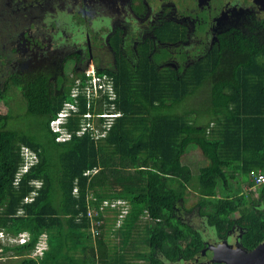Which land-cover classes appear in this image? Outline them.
Instances as JSON below:
<instances>
[{
    "label": "trees",
    "instance_id": "1",
    "mask_svg": "<svg viewBox=\"0 0 264 264\" xmlns=\"http://www.w3.org/2000/svg\"><path fill=\"white\" fill-rule=\"evenodd\" d=\"M237 36L225 40L222 47L242 60L225 64L220 54L224 50H216L209 61L192 66L182 79L155 70L147 58L151 50H146L135 69L121 64L115 83L116 105L123 116L102 143H95L90 135L57 143L50 130L49 120L69 99L73 78L57 94L52 88L49 92L52 82L41 77L24 86L15 81L28 114L45 117L51 136L38 141L8 129L11 115L0 112V231L31 234L24 245H4L3 255L13 253L16 264H128L123 255L112 257L106 239L111 231L107 225L110 212L100 210L104 201L124 199L130 212L114 232L125 236V244L141 216L147 214L151 220L146 235L150 251L137 258L161 264L154 253L171 260L180 253L192 257L201 246V237L177 216V206L184 205L192 193L194 176L182 162L191 145L199 147L210 162L195 177L197 209L219 235L239 225L246 229L244 246L257 247L264 240V213L254 209L251 195L225 192L224 187L235 178L229 174L232 171L245 177L254 170L264 174V45ZM203 89L209 95L195 118L187 109L175 113L177 104ZM21 145L37 151L39 162L15 186L23 162ZM94 169L97 173L85 174ZM33 181H41L42 187L37 189ZM33 191L38 193L35 199L24 203ZM260 192L264 193V185ZM91 207L92 218L88 215ZM20 209L24 214H18ZM109 219L116 225L114 218ZM43 233L49 236V249L43 258H32ZM79 249L80 257L69 254Z\"/></svg>",
    "mask_w": 264,
    "mask_h": 264
},
{
    "label": "flooded vegetation",
    "instance_id": "2",
    "mask_svg": "<svg viewBox=\"0 0 264 264\" xmlns=\"http://www.w3.org/2000/svg\"><path fill=\"white\" fill-rule=\"evenodd\" d=\"M237 35L264 45V0H0V97L22 91L15 81L24 86L37 77L52 82L49 92L57 94L90 64L118 77L121 64L140 66L146 50L155 70L182 79L216 50H224L225 64L242 60L222 47ZM179 210L201 246L192 257L180 253L173 260L154 253L161 264H225L211 252L226 241L253 250L244 246L243 227L212 237L199 209Z\"/></svg>",
    "mask_w": 264,
    "mask_h": 264
},
{
    "label": "built area",
    "instance_id": "3",
    "mask_svg": "<svg viewBox=\"0 0 264 264\" xmlns=\"http://www.w3.org/2000/svg\"><path fill=\"white\" fill-rule=\"evenodd\" d=\"M82 75L74 76L69 99L65 100L60 111L54 115L50 122L49 127L51 132L55 135L57 143H66L74 139V137H83L90 135L95 141L105 138L115 120L122 114L117 109L116 100L118 94L115 88L114 76L107 72L99 71L94 65H89L81 71ZM85 104L86 112L82 111V105ZM99 104L104 111L102 113H95V107ZM71 119H79L78 128L71 130L69 124ZM21 157L23 159L19 170L16 173L14 184L18 185L22 178L39 162L37 151L28 146L21 147ZM98 169L87 171L85 174L97 173ZM252 181L256 186L264 185V174L261 172H252ZM37 189L42 187L41 181H33ZM77 194L78 189H75ZM37 191H33L29 196L24 199V203L32 202L37 196ZM108 210L116 217V228L122 227L127 216L130 212L129 202L124 199H117L113 201H104L100 210ZM2 209L0 208V211ZM93 208L89 209L88 215L94 217ZM116 211V212H115ZM19 215L24 214L20 209ZM99 233L94 230V235ZM27 241L24 235H12L4 231H0V249L3 244L6 246L22 245ZM48 250L47 234H44L40 241L37 243L32 255L35 258H42Z\"/></svg>",
    "mask_w": 264,
    "mask_h": 264
},
{
    "label": "rangeland",
    "instance_id": "4",
    "mask_svg": "<svg viewBox=\"0 0 264 264\" xmlns=\"http://www.w3.org/2000/svg\"><path fill=\"white\" fill-rule=\"evenodd\" d=\"M88 67L89 65L87 66V68ZM84 69L85 68H83L82 71ZM80 71L79 73H81ZM13 92H15V90H13L11 93ZM205 95H208V90L203 89L197 97H194V95L190 96V98L187 99L184 103L180 105L177 104L176 112L182 113V110H191L193 118H195L197 116L196 112L200 111L206 102ZM186 102H188L187 106L185 105ZM178 106L181 107L178 108ZM0 112L9 113L11 115V120L9 122L8 129L32 135V137H34L38 141H47L48 138L51 136L45 128V117L33 116L28 114L27 104L22 94V91L17 92L13 96H6V98L0 97ZM201 120L202 122H205V119ZM188 150V155L184 157L183 163H188L194 176V180L192 182V185L190 186V190L192 193L186 196V199L183 203L184 205L179 204L177 206L178 213L180 211L179 209H195L196 211H198V195L194 194V191H196L194 188L197 186L195 177L198 176L201 168L210 164L209 159L206 157L203 151L196 145H191ZM193 151L196 152V155L194 153L192 154ZM183 215L184 213H182V217H184ZM107 217V225L111 226V231L106 234V239L109 244V249L112 257H121V255H123L128 264H146V262L137 258V255L139 253H143L149 250L146 244V235L148 234L147 229L148 226L151 224L149 216L145 214L140 217L136 226L132 230L131 238L127 244L124 243L123 238H125V236L121 232H114L117 227V224L114 225V221L109 218H114L116 223L115 215L109 214L107 215ZM211 229L213 231L212 237L218 236L219 238V235L217 234L215 228L211 226ZM69 241H71V239H69L68 242ZM1 246H3V244ZM3 254V250L0 249V264H16L17 259L16 257L12 256L13 253L8 252L5 255ZM69 254L74 257H80L82 255V251H80L79 249L77 251H71L69 252ZM51 257H53V255H51ZM68 262L71 263L72 261Z\"/></svg>",
    "mask_w": 264,
    "mask_h": 264
},
{
    "label": "crops",
    "instance_id": "5",
    "mask_svg": "<svg viewBox=\"0 0 264 264\" xmlns=\"http://www.w3.org/2000/svg\"><path fill=\"white\" fill-rule=\"evenodd\" d=\"M136 68V67H135ZM134 68V69H135ZM101 72H107V71H101ZM108 73V72H107ZM109 74V73H108ZM76 76V75H75ZM113 76H114V74H113ZM72 78H74V77H72ZM114 80L116 81V76H114ZM71 86H72V84H71ZM115 88H116V83H115ZM116 92H117V90H116ZM118 94V93H117ZM199 94H196V95H194V97H197ZM208 95H209V93H208ZM208 95H205V97H207ZM186 106L188 105V102H186V104H185ZM83 106H85V104H83L82 105V107ZM81 107V108H82ZM181 106H178V108H180ZM85 109H86V106H85ZM87 110V109H86ZM119 110V109H118ZM95 113H102L103 111H104V109L99 105V104H97V106L95 107V110H93ZM120 111V110H119ZM191 111V110H190ZM86 112V111H85ZM121 112V111H120ZM192 112V111H191ZM175 113H177L176 112V109H175ZM196 113H198V112H196ZM121 117L123 116V113L121 112ZM54 115H52L51 116V118L53 117ZM51 118H50V120H51ZM50 120H49V122H50ZM77 123V126L75 127V124L74 123ZM115 123H116V121H115ZM115 123H114V125H115ZM78 125H79V119H71V122H70V124H69V128L71 129V130H75V129H77L78 128ZM114 125H113V127H114ZM113 127H112V129H113ZM112 129L109 131V133H108V135L105 137V138H103V139H100L99 141H95L94 139H92L95 143H102V142H104L107 138H108V136H109V134H110V132L112 131ZM84 137V136H83ZM78 138H81V137H78ZM26 146V145H25ZM31 148V147H30ZM32 149V148H31ZM34 150V149H33ZM188 152H189V150L186 152V154H185V156H187L188 155ZM195 154L196 155V152L195 151H193L192 152V154ZM184 156V157H185ZM184 157H183V159H184ZM183 159H182V162H183ZM184 164V163H183ZM185 165H187V166H189L188 165V163H186ZM190 167V166H189ZM205 167V166H204ZM202 169V168H201ZM253 172H257L256 170H254ZM230 175H232V176H235V178H232L231 180H230V183L229 184H227V185H225L224 187H225V192H227V191H230V192H241V194H249V195H251V202H255V205H254V209L255 210H258V211H260V212H262V213H264V193H261L260 192V189L263 187V186H260V185H258V186H256V184H254V182L252 181V173L250 174V175H248V176H246L245 177V175H243V174H241V173H239V172H230L229 173ZM237 216H238V214H237ZM233 230H234V232L236 231V227H234L233 228ZM4 232H5V230H3ZM9 233V232H8ZM11 234V233H10ZM44 235V233L40 236V238H39V240H38V242L40 241V239L42 238V236ZM231 235V233H229L228 234V236H230ZM37 242V243H38ZM226 242H228V241H226ZM47 243H48V249H49V236H48V234H47ZM34 251V250H33ZM33 253V252H32ZM32 253H31V257L32 258H35V257H33V255H32ZM44 257V256H43ZM42 257V258H43ZM36 259H41V258H36Z\"/></svg>",
    "mask_w": 264,
    "mask_h": 264
},
{
    "label": "water",
    "instance_id": "6",
    "mask_svg": "<svg viewBox=\"0 0 264 264\" xmlns=\"http://www.w3.org/2000/svg\"><path fill=\"white\" fill-rule=\"evenodd\" d=\"M214 262L225 264H264V240L253 250L228 242L214 246L211 252ZM205 258L207 257L204 253Z\"/></svg>",
    "mask_w": 264,
    "mask_h": 264
},
{
    "label": "clouds",
    "instance_id": "7",
    "mask_svg": "<svg viewBox=\"0 0 264 264\" xmlns=\"http://www.w3.org/2000/svg\"><path fill=\"white\" fill-rule=\"evenodd\" d=\"M121 117V116H120ZM120 117H118V118H120ZM117 120V119H116ZM115 120V121H116ZM112 129V128H111ZM23 145H21V147H22ZM95 170V169H94ZM34 186V185H33ZM2 210L0 211V213L3 211V208L2 207H0ZM3 231V230H2ZM6 232V231H5ZM6 233H8V232H6ZM10 234V233H9ZM13 235V234H12ZM18 235H24L25 237H27V241L25 242V243H23L22 245H24V244H26V243H28L29 241H30V238H31V234L28 232V231H24V232H21V233H19V234H17V235H15V236H18ZM37 245V244H36ZM3 247V246H2ZM47 252V251H46ZM46 254V253H45ZM45 256V255H44Z\"/></svg>",
    "mask_w": 264,
    "mask_h": 264
}]
</instances>
